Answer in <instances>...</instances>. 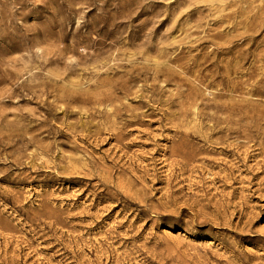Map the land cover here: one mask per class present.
Wrapping results in <instances>:
<instances>
[{"label":"rangeland","instance_id":"374dc122","mask_svg":"<svg viewBox=\"0 0 264 264\" xmlns=\"http://www.w3.org/2000/svg\"><path fill=\"white\" fill-rule=\"evenodd\" d=\"M0 264H264V0H0Z\"/></svg>","mask_w":264,"mask_h":264}]
</instances>
